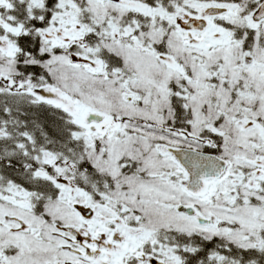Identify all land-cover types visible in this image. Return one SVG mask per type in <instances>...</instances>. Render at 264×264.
Listing matches in <instances>:
<instances>
[{
  "label": "snow or ice",
  "instance_id": "obj_1",
  "mask_svg": "<svg viewBox=\"0 0 264 264\" xmlns=\"http://www.w3.org/2000/svg\"><path fill=\"white\" fill-rule=\"evenodd\" d=\"M0 264H264V0H0Z\"/></svg>",
  "mask_w": 264,
  "mask_h": 264
}]
</instances>
